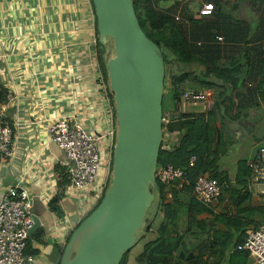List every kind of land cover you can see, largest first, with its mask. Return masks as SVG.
I'll return each mask as SVG.
<instances>
[{"label": "crops", "instance_id": "crops-1", "mask_svg": "<svg viewBox=\"0 0 264 264\" xmlns=\"http://www.w3.org/2000/svg\"><path fill=\"white\" fill-rule=\"evenodd\" d=\"M175 1L178 2L177 5ZM155 6L179 17L189 40L191 35H198L200 29L196 26L217 20L224 10L230 13L231 18L244 22V26L246 23L261 25L264 17V0H163ZM198 13L203 15L196 19ZM20 14L23 18H20ZM73 25L77 28L75 32L82 37L69 38L70 35H65L66 30H59L60 27L72 28ZM220 34L223 35H215ZM93 35L96 36V28L91 0H0V85L13 97L9 100L7 98V102L0 106V120L12 126V141L16 147L13 159L0 155V191L9 185H20L34 196L33 212L40 218V228L43 230L39 238L34 236L35 232L27 241L29 250L35 253V264H57V245L61 244L56 238L59 223L56 215L49 210L48 203L58 191V177L54 166L61 163L64 153L51 140L48 127L62 116H74L90 129L97 126V118L91 115L96 97L94 70L88 66L87 53L82 47L83 42ZM199 42L200 40H196V46L202 45ZM195 54L210 66L217 63L207 61L208 58H217L215 55L211 56L202 50ZM226 55L227 52L223 50L218 62L227 63ZM249 60L251 62L250 57ZM67 67L68 70L80 67L85 71L84 75L75 76L81 78L80 82H84V87L90 86L88 93H84L77 77L69 76L73 72H66ZM193 68L196 72L201 70L197 65ZM259 72L260 66L253 73L250 64L241 89L236 93L237 117L232 120L225 114L222 117L223 125L221 126V121L217 123L218 127H222L224 139L228 142L226 154L218 161L220 177L236 187L240 186L236 179L238 162L246 160L251 167L259 148L264 145V84L260 83ZM250 76H254L255 83L247 82ZM70 81L75 85H71ZM186 86L196 90L208 88H200L190 80ZM249 88L254 91L249 92ZM188 112L201 113L203 109ZM88 121L91 123L88 124ZM169 138V147L178 141L177 136ZM245 180L248 187L250 178L246 177ZM263 185L257 183L253 188L248 187L251 197L242 206L245 211L240 215L248 230L258 227L264 221ZM61 204L63 207H74L72 211L71 208L65 209L66 215L77 208V201L67 195ZM208 207L211 213L204 212L200 215V218L208 222H212L215 216H232L238 211L226 189ZM155 210L149 217L154 215ZM160 221L161 214L157 213L151 223L152 229L138 233L140 238L137 244L124 256L125 264H149L146 259L140 258L144 246L156 238L155 230ZM46 223L53 226L51 229L54 231L49 230ZM204 243L205 240L202 239H188L185 249L197 251ZM221 264L256 263L250 256L245 260L238 256L230 260L227 258Z\"/></svg>", "mask_w": 264, "mask_h": 264}, {"label": "trees", "instance_id": "trees-1", "mask_svg": "<svg viewBox=\"0 0 264 264\" xmlns=\"http://www.w3.org/2000/svg\"><path fill=\"white\" fill-rule=\"evenodd\" d=\"M160 1L163 0H133V5L142 29L162 49L165 63H174L184 67L182 71L172 72L169 76L170 98L172 101H179L181 99L180 84L190 80L196 82L200 88L202 86L211 88L216 94L217 101L214 109L208 112H186L168 125L163 124V136L165 134H169V137L177 136L178 141L170 147L164 141L162 142L157 168L169 164L181 168L186 171L189 183L179 187L180 182L175 181L172 186L168 187L157 179L161 199L158 213L161 214V221L155 230L156 238L144 246L140 259H146L149 264H221L227 258L230 260L238 256L245 260L249 257V253L238 251L236 248L249 232L240 215L245 211L242 206L251 197L245 179L250 178L252 169L246 160L242 159L238 162L236 173V179L240 184L238 189H235L227 179L220 177L218 161L226 154L228 142L224 139L222 127H218L217 123L221 121V126L223 125L222 117L225 114L232 120L237 117L236 93L241 89L244 76L248 73L251 64L249 54L247 50H244L239 58H232L227 63L217 62L212 66L208 65L204 59L196 56L182 24L175 16L155 6ZM175 2L177 5L178 2ZM202 15L203 13H198L195 17L199 19ZM95 28L97 35L96 16ZM96 50L102 73L106 82L109 83L105 61L100 55L98 43ZM194 65L201 67V70L196 72ZM259 73L260 83L264 84V58L261 59ZM7 97L8 90L0 85V106L7 102ZM110 101L114 106L117 123L114 96L111 92ZM165 104V95H163V108ZM192 157H195L194 167L189 166ZM64 158L65 154H62V159ZM54 172L58 177V191L49 201L48 207L57 217L64 218L65 209L74 210L73 206L63 207L61 204L70 180L68 172L61 163L54 166ZM203 173H209L220 182L226 181L228 186L226 190L238 209L235 215L215 216L212 222L200 218L204 212L211 213L208 205L198 201L193 193L196 179ZM168 193L172 195L169 201L167 200ZM151 229L152 224L149 225L148 231ZM42 233L43 230L40 228L34 236L39 238ZM192 238L205 240V243L197 251H188L185 246L188 245V239ZM64 247L61 244L57 245L59 253L57 264L60 262ZM29 249L27 246L26 252L35 255ZM231 250L234 251L231 253ZM125 254L126 252L124 256ZM124 256L120 264H125ZM204 256L207 257L204 259Z\"/></svg>", "mask_w": 264, "mask_h": 264}, {"label": "water", "instance_id": "water-1", "mask_svg": "<svg viewBox=\"0 0 264 264\" xmlns=\"http://www.w3.org/2000/svg\"><path fill=\"white\" fill-rule=\"evenodd\" d=\"M91 1L100 55L104 58L110 40L114 46L115 55L105 66L114 96L117 137L110 182L99 204L71 233L59 264H120L161 203L155 169L164 138L162 49L142 29L133 0ZM154 200L155 213L145 220ZM33 220L28 237L41 226L37 215Z\"/></svg>", "mask_w": 264, "mask_h": 264}, {"label": "built area", "instance_id": "built-area-1", "mask_svg": "<svg viewBox=\"0 0 264 264\" xmlns=\"http://www.w3.org/2000/svg\"><path fill=\"white\" fill-rule=\"evenodd\" d=\"M175 18L179 21V17ZM215 40L222 43L224 38L222 35H215ZM97 43L98 39L93 35L85 42L84 52L87 53L88 66L94 70L96 97L91 115L97 118L99 125L90 129L74 116H62L51 122L48 127L51 140L65 154L61 164L68 172L70 180L65 196L71 197L74 194L81 201L73 213L65 214L64 218L56 216L59 223L56 238L63 247L79 223L99 204L112 175L111 163L117 137V123L108 84L94 51ZM82 47L84 50L85 46ZM187 82L179 86L181 99L176 102L172 117L164 110L163 124L179 119L183 113L188 112L189 105H202L203 112L214 109L217 101L215 92L205 87L200 90L189 88L186 86ZM7 98L13 99L9 94ZM12 137V127L0 120V155L9 159L16 156ZM102 146L106 150L103 156ZM189 166H195V157L190 159ZM251 169L248 187L253 188L257 183L264 184V145L259 148ZM155 176L168 187L175 181L180 182L179 187L189 183L186 171L171 164L156 167ZM226 186V181L220 182L209 173H203L197 177L193 193L198 201L210 205L218 200ZM262 193L264 194V190ZM171 197V193H168V198ZM33 207L34 196L23 186L9 185L0 191V264H35V256L26 252L28 231L34 224ZM236 250L248 252L256 264H264V221L249 230Z\"/></svg>", "mask_w": 264, "mask_h": 264}, {"label": "rangeland", "instance_id": "rangeland-1", "mask_svg": "<svg viewBox=\"0 0 264 264\" xmlns=\"http://www.w3.org/2000/svg\"><path fill=\"white\" fill-rule=\"evenodd\" d=\"M23 12L25 14V11H23ZM20 18H23L22 14H20ZM246 24L247 25L244 26V22H242L241 20L239 21L237 19L231 18L230 13L228 11L224 10L222 12V15H218L217 20H211L208 23H200L198 26H196V28L200 29V30L198 32V35L193 34L190 36L192 50L194 51V53L199 51V50H202V51H205L207 54H210L211 56H213V55L217 56V58L212 57V58H208V60H207L209 63H214L215 61L218 62V59H219L221 53L223 52V50L225 52H227L225 60H230L232 58L240 57L242 55V52L245 49H247L249 57L251 58L252 71L254 73L260 66V62H261L263 51H264V17H263L261 25L256 24V23H253V24L246 23ZM76 29L77 28L74 27V25L72 28L67 27V26L64 28H61V27L59 28V30H61V31L66 30L67 33L65 35H68V36L70 35L69 38H74V39L76 36L82 37V36L78 35V32H75ZM193 31H194V29H193ZM217 33L223 34L222 35L224 38L223 43H217L215 41L214 35ZM196 40H200L202 45L196 46V43H195ZM227 41H232V42H235L236 44L235 45L228 44ZM83 46H85V48L83 50V51H85V49H86L85 41L83 42ZM94 51L97 53L96 48ZM114 55H115L114 46H113L112 40H110V44L108 46L107 52L105 53L103 59L105 62H107L111 57H114ZM97 61H98V56H97ZM98 64H99V61H98ZM99 66H100V64H99ZM100 69H101V67H100ZM165 69L166 70H165L164 95H165V103L166 104H165L164 110L169 117H172L173 111L176 109V101H172V99L170 98L169 88H170L171 84H170L169 76L171 75L172 72L178 73V72L182 71L184 69V67L181 65H178V64H174V63H169V64L165 63ZM77 70H79V71L76 72ZM77 70L76 69L68 70V67H67L66 72L72 71L73 74L72 75L70 74L69 76H73V77L75 76V74L78 76L84 75L85 71L81 70L80 67ZM101 72H102V70H101ZM78 76H75V77H77V81H79L78 82L79 85H81L85 94L88 93V90L91 89L90 86L88 85V87H84L83 86L84 82L83 83L80 82L81 78H79ZM70 82H71V85H75L73 83V81H70ZM94 82H95V79H94ZM247 82L255 83L256 79L254 78V76H250L247 78ZM107 86H108L109 92H111L110 88H109V84ZM248 91L253 92L254 89L249 88ZM187 109L189 111H192V112H198L201 109H203V106L202 105H189ZM90 123L91 122L88 121V124H90ZM92 124H94V122H92ZM95 125L98 126L99 123L96 122ZM166 125H168V124H166ZM163 141L166 144L170 143L169 134L164 135ZM105 151H106L105 148L102 146L101 147L102 156L104 155ZM103 165L104 166L102 169L104 170L105 164H103ZM111 170H112V168H111ZM97 183H99V181ZM244 185H246V184H244ZM227 187L228 186H226L225 189ZM262 187H264V185ZM234 188L238 189V188H240V186L238 185L236 187V185H234ZM152 191L155 195H157V191L155 189L152 188ZM71 197L77 201V204L81 202L76 195L72 194ZM155 205H156V200H154V202L152 203V207L149 209L148 215L146 216L145 220H147L148 217L150 216V214L153 213V211L155 210ZM157 220H158V218L156 219V221ZM63 221L65 222V219H63ZM46 225H47V228L49 230L51 228H53V226L50 227V225H48V223H46ZM51 231H54V229H51Z\"/></svg>", "mask_w": 264, "mask_h": 264}, {"label": "clouds", "instance_id": "clouds-1", "mask_svg": "<svg viewBox=\"0 0 264 264\" xmlns=\"http://www.w3.org/2000/svg\"><path fill=\"white\" fill-rule=\"evenodd\" d=\"M96 37H97V35H96ZM109 84V83H108Z\"/></svg>", "mask_w": 264, "mask_h": 264}]
</instances>
